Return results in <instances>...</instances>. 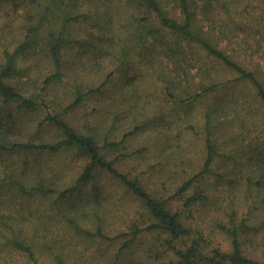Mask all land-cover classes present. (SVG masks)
Masks as SVG:
<instances>
[{"label": "trees", "instance_id": "16d2710c", "mask_svg": "<svg viewBox=\"0 0 264 264\" xmlns=\"http://www.w3.org/2000/svg\"><path fill=\"white\" fill-rule=\"evenodd\" d=\"M253 35L264 0H0V264H264Z\"/></svg>", "mask_w": 264, "mask_h": 264}, {"label": "rangeland", "instance_id": "374dc122", "mask_svg": "<svg viewBox=\"0 0 264 264\" xmlns=\"http://www.w3.org/2000/svg\"><path fill=\"white\" fill-rule=\"evenodd\" d=\"M245 31L241 30L239 31L242 35L246 34L247 33V28H244ZM251 43L253 44V48H254V51L252 53V60L255 61V62H261L263 65H264V40L260 39L259 36L257 35H253V38L251 40ZM106 67L109 69L110 67L108 65H106ZM126 72L122 75V77H132L133 76H136V72L134 69H128V70H125ZM237 92L238 91H231V90H225L222 92H219L217 93L218 95V99L222 102V100L224 99V95L227 96V98H234L237 96ZM221 93V94H220ZM33 117L32 116H25L22 117L21 120H32ZM76 165L77 167L79 166V164L76 162ZM170 259V258H169ZM168 259V260H169Z\"/></svg>", "mask_w": 264, "mask_h": 264}]
</instances>
